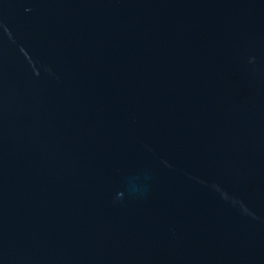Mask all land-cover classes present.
<instances>
[{
    "label": "water",
    "instance_id": "obj_1",
    "mask_svg": "<svg viewBox=\"0 0 264 264\" xmlns=\"http://www.w3.org/2000/svg\"><path fill=\"white\" fill-rule=\"evenodd\" d=\"M0 264H264V0H0Z\"/></svg>",
    "mask_w": 264,
    "mask_h": 264
}]
</instances>
